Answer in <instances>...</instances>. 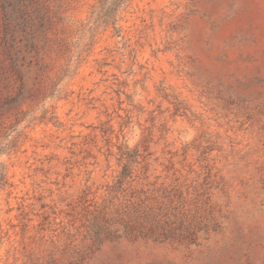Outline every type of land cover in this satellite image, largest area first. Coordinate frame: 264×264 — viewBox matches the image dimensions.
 <instances>
[{"label":"rangeland","instance_id":"rangeland-1","mask_svg":"<svg viewBox=\"0 0 264 264\" xmlns=\"http://www.w3.org/2000/svg\"><path fill=\"white\" fill-rule=\"evenodd\" d=\"M0 264H264V0H0Z\"/></svg>","mask_w":264,"mask_h":264}]
</instances>
